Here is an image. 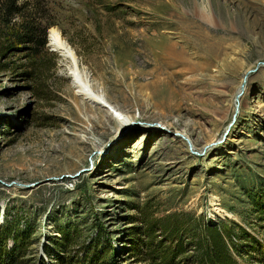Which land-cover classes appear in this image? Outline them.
<instances>
[{"label": "rangeland", "instance_id": "obj_1", "mask_svg": "<svg viewBox=\"0 0 264 264\" xmlns=\"http://www.w3.org/2000/svg\"><path fill=\"white\" fill-rule=\"evenodd\" d=\"M52 32L110 108L79 93ZM257 204L264 0H0V264L9 235L24 240L12 264H56L61 231L71 254L100 238L114 264H151L131 248L143 212L185 225L187 243L241 229L258 250L235 260L264 264Z\"/></svg>", "mask_w": 264, "mask_h": 264}, {"label": "trees", "instance_id": "obj_2", "mask_svg": "<svg viewBox=\"0 0 264 264\" xmlns=\"http://www.w3.org/2000/svg\"><path fill=\"white\" fill-rule=\"evenodd\" d=\"M7 1L14 5L18 0ZM21 28L26 32L28 26L21 25ZM43 36L40 42L41 48L46 45V39ZM255 210L258 218L264 221V208L257 204ZM168 219L154 220L151 215L144 212L141 219L130 218L134 223L139 222L142 225L134 229L136 233L132 235L136 236L134 239L138 240V242L132 241L131 248L135 252L134 255L138 258H141V254L146 256L151 264H176L177 258L183 257L188 252H193L184 262L187 264H238L235 258L250 256L252 251L258 250L257 242L247 233L240 229V232L234 235L233 229L222 223L205 225L200 240L194 237L189 243L183 242L182 237L185 236L187 228L180 222L171 223ZM157 233L163 234L164 241H157ZM10 237H13L12 240L15 241V244L11 252L8 251L6 255L7 260L10 259L9 264H12L19 261L18 257L22 256L24 240L22 236L18 237V235H9L6 238ZM72 240L66 231H61L60 237L54 241L53 244L58 250V256L56 255L55 258L56 264H114L113 253L112 260H109L111 249L106 241L101 242L100 238L92 240L91 243L78 250L81 251L82 255H80L78 252L75 254L68 252L69 247L73 246ZM258 256L256 258L258 262L264 260L263 253Z\"/></svg>", "mask_w": 264, "mask_h": 264}, {"label": "bare ground", "instance_id": "obj_3", "mask_svg": "<svg viewBox=\"0 0 264 264\" xmlns=\"http://www.w3.org/2000/svg\"><path fill=\"white\" fill-rule=\"evenodd\" d=\"M49 43L52 50L55 51V53L58 54L62 61L69 67L73 84L79 90V93L90 102L97 104L102 108H107L108 105L106 104V102L99 98H96L95 95H93L92 90L88 84L87 77L80 71L76 58L68 45H66L55 32H52L50 34ZM168 48H170V46ZM243 89L244 87L241 86V88L239 89V94L243 91ZM199 107L202 106H193V108ZM114 117L116 121H118L122 125H127L128 123H130L120 115H115Z\"/></svg>", "mask_w": 264, "mask_h": 264}]
</instances>
